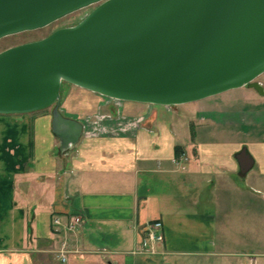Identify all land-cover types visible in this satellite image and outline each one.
<instances>
[{
    "label": "crops",
    "instance_id": "crops-1",
    "mask_svg": "<svg viewBox=\"0 0 264 264\" xmlns=\"http://www.w3.org/2000/svg\"><path fill=\"white\" fill-rule=\"evenodd\" d=\"M66 84L61 113L83 125L67 151L53 109L0 114V264H264V95L162 106ZM78 213L75 233L52 223Z\"/></svg>",
    "mask_w": 264,
    "mask_h": 264
},
{
    "label": "water",
    "instance_id": "water-1",
    "mask_svg": "<svg viewBox=\"0 0 264 264\" xmlns=\"http://www.w3.org/2000/svg\"><path fill=\"white\" fill-rule=\"evenodd\" d=\"M93 5L77 25L0 52V114L53 108L63 152L83 135L61 113L63 83L162 106L246 86L264 95V0H0V40ZM238 161L253 165L245 150Z\"/></svg>",
    "mask_w": 264,
    "mask_h": 264
},
{
    "label": "rangeland",
    "instance_id": "rangeland-1",
    "mask_svg": "<svg viewBox=\"0 0 264 264\" xmlns=\"http://www.w3.org/2000/svg\"><path fill=\"white\" fill-rule=\"evenodd\" d=\"M96 7H97V5H93V6L85 8V9H82V10H80L76 13H73V14L53 23L52 25H50L46 28L40 29V30L29 31V32H24V33H20L17 35L5 37V38L0 40V52L6 50L8 48L14 47V46H18V45L25 44L28 42L40 40L42 38L47 37L48 35H50L51 33H53L54 31H56L58 29L75 26L80 21H82ZM257 81L264 83V75L260 76L257 79ZM66 85L67 84L64 83L63 87L65 88ZM236 90L237 89L231 90V91L225 92L224 94L225 95H232L229 93H233ZM62 91L63 90H61V93H62ZM240 91H242V90H239V92ZM236 95H238V97L240 96V94H238V92ZM207 99H209V98H207ZM201 101H203V100H201ZM197 102H199V101H197ZM197 102H193V103L196 104ZM50 109H53V108H50ZM189 153H191V152H189ZM190 157H191V155H190ZM251 193H253V191H251ZM258 205L261 207L260 211H261L262 215L264 216V201H262ZM253 231L255 232L252 236L253 240H254L255 248L264 249V245H262L264 242L258 243V242H260L259 239L264 238V229H253ZM186 264H195L194 259L186 260Z\"/></svg>",
    "mask_w": 264,
    "mask_h": 264
},
{
    "label": "built area",
    "instance_id": "built-area-1",
    "mask_svg": "<svg viewBox=\"0 0 264 264\" xmlns=\"http://www.w3.org/2000/svg\"><path fill=\"white\" fill-rule=\"evenodd\" d=\"M72 147L73 146H71L70 148ZM83 222H84V217L82 214H79V213L70 216L66 224L63 223L62 219L59 216L53 217V221H52L54 227L59 228V227L65 226L68 231L74 232V233L77 232L81 228V226L83 225ZM162 228H163V224L160 221H155L149 225L148 231H147L148 239L147 241H145V247H148L149 242L154 243V244L163 242L164 238L161 233ZM61 254H62L63 261H66L67 259L66 251L65 250L62 251Z\"/></svg>",
    "mask_w": 264,
    "mask_h": 264
},
{
    "label": "trees",
    "instance_id": "trees-1",
    "mask_svg": "<svg viewBox=\"0 0 264 264\" xmlns=\"http://www.w3.org/2000/svg\"><path fill=\"white\" fill-rule=\"evenodd\" d=\"M45 111H48V109L43 110L42 112H45ZM182 150H183L182 147L177 146V148H176L177 157H179L181 155V153L183 152Z\"/></svg>",
    "mask_w": 264,
    "mask_h": 264
},
{
    "label": "flooded vegetation",
    "instance_id": "flooded-vegetation-1",
    "mask_svg": "<svg viewBox=\"0 0 264 264\" xmlns=\"http://www.w3.org/2000/svg\"><path fill=\"white\" fill-rule=\"evenodd\" d=\"M257 82H259L264 87V83L263 82H260V81H257Z\"/></svg>",
    "mask_w": 264,
    "mask_h": 264
}]
</instances>
